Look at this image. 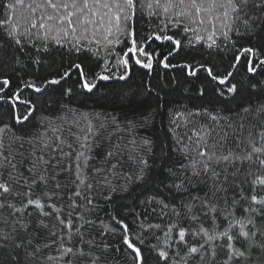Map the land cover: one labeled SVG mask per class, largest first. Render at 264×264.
I'll use <instances>...</instances> for the list:
<instances>
[{
  "label": "snow or ice",
  "instance_id": "snow-or-ice-1",
  "mask_svg": "<svg viewBox=\"0 0 264 264\" xmlns=\"http://www.w3.org/2000/svg\"><path fill=\"white\" fill-rule=\"evenodd\" d=\"M0 264H264V0H0Z\"/></svg>",
  "mask_w": 264,
  "mask_h": 264
},
{
  "label": "trees",
  "instance_id": "trees-1",
  "mask_svg": "<svg viewBox=\"0 0 264 264\" xmlns=\"http://www.w3.org/2000/svg\"><path fill=\"white\" fill-rule=\"evenodd\" d=\"M167 133V120L164 119L163 123H161L159 120L156 123L154 129L149 130V132L145 133L146 135L152 136L154 139H159L161 142L165 141V136Z\"/></svg>",
  "mask_w": 264,
  "mask_h": 264
}]
</instances>
